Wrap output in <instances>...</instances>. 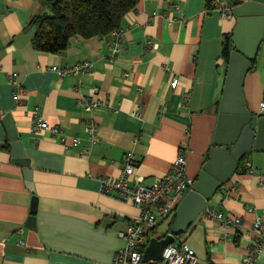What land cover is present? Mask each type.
Here are the masks:
<instances>
[{"label": "crops", "instance_id": "obj_1", "mask_svg": "<svg viewBox=\"0 0 264 264\" xmlns=\"http://www.w3.org/2000/svg\"><path fill=\"white\" fill-rule=\"evenodd\" d=\"M207 6L206 0H141L125 16L122 49L111 59L112 34L74 36L64 52L38 50L29 24L44 10L41 1L0 0V264H112L126 244L120 233L140 210L104 193L101 179L122 174L127 151L136 156L134 176L150 185L183 149L187 173L197 181L210 151L222 146L215 141L228 66L222 50L237 22ZM86 60L93 65L88 73L61 76L51 69ZM244 93L247 107L261 111L264 40ZM79 100L100 105L87 108ZM8 114L29 159L35 192L25 167L15 161L4 122ZM91 119L99 124L96 144L85 128ZM41 121L81 141L66 147L51 129L37 127ZM247 161L264 174V152L246 154L175 241L189 244L199 264H241L256 236L254 220L264 222V182L246 170ZM218 212L240 217L242 226L223 224ZM170 219L151 237L166 236ZM257 264H264V248Z\"/></svg>", "mask_w": 264, "mask_h": 264}, {"label": "water", "instance_id": "obj_2", "mask_svg": "<svg viewBox=\"0 0 264 264\" xmlns=\"http://www.w3.org/2000/svg\"><path fill=\"white\" fill-rule=\"evenodd\" d=\"M234 10L236 25L232 33V50L227 66L222 98L219 104L217 135L215 141L221 147L210 151L209 159L200 170L193 189L188 191L177 206L175 220L163 237H150L143 264H154L164 248L176 241L177 236L188 231L212 198L231 180L244 155L256 150L264 152V112L251 111L244 93L246 74L253 68L264 40V0H228ZM4 122L9 127V138L14 148L16 162L25 169V178L31 191L35 192L32 170L25 155L23 143L8 114ZM218 157L216 160L215 158ZM219 157L223 159L218 165ZM37 197L33 195L35 212ZM35 221L33 215L30 219Z\"/></svg>", "mask_w": 264, "mask_h": 264}, {"label": "built area", "instance_id": "obj_3", "mask_svg": "<svg viewBox=\"0 0 264 264\" xmlns=\"http://www.w3.org/2000/svg\"><path fill=\"white\" fill-rule=\"evenodd\" d=\"M210 9L220 12L225 18L234 17V10L228 0H206ZM110 40V57L113 59L122 49V29H116L112 33ZM92 63L88 60L74 63L70 66L58 67L53 66L51 69L58 72L61 76L66 74H84L92 69ZM179 79L175 76L171 82L176 87ZM97 90V88L95 89ZM21 90H17L15 95H19ZM84 104L79 100L80 105L87 108L100 105L98 101ZM261 111L264 112V100L260 103ZM4 114L0 113V118ZM39 128H49L53 135L66 146L77 145L81 141L79 136L69 137L57 126H50L48 122L41 121L38 123ZM86 131L89 133L90 141L96 144L100 141L99 124L94 119L87 121L85 124ZM88 152V149H86ZM136 156L133 151H127L123 156V172L118 178L105 177L101 179L102 191L106 194H115L119 199L130 202L140 210L139 217L129 223L120 236L126 240V244L121 248L112 264H143V256L149 239L150 231L157 228L162 220L171 218L176 213L177 206L184 195L193 189L195 179L187 173V156L186 151L181 149L173 161L170 169L155 181L146 185L142 178L134 176L136 167ZM245 168L248 172L257 174L260 180L264 182V174L260 172L251 161H247ZM254 207H249L253 211ZM211 211V210H209ZM212 215V214H211ZM216 216L227 226L240 227L243 221L240 217L230 216L222 212L216 213ZM253 230L256 236L249 246L247 256L241 264H257L258 256L264 248V222L261 218H256L253 222ZM154 264H199L196 253L191 249L189 244L176 242L167 245L160 257L154 261Z\"/></svg>", "mask_w": 264, "mask_h": 264}, {"label": "trees", "instance_id": "obj_4", "mask_svg": "<svg viewBox=\"0 0 264 264\" xmlns=\"http://www.w3.org/2000/svg\"><path fill=\"white\" fill-rule=\"evenodd\" d=\"M40 1L44 10L31 18L29 28L33 29L34 46L40 51L50 53L64 52L74 36L105 37L114 30L121 29L125 16L135 11L141 2V0ZM231 50L232 33L226 34L222 50L227 61ZM255 61L256 58L253 60V65ZM245 158L246 155L242 159ZM174 220L175 215L170 219L168 231ZM156 229L151 230L150 235H156Z\"/></svg>", "mask_w": 264, "mask_h": 264}]
</instances>
